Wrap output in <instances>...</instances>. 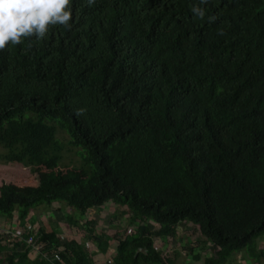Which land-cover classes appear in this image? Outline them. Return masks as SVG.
Segmentation results:
<instances>
[{"label":"trees","instance_id":"obj_1","mask_svg":"<svg viewBox=\"0 0 264 264\" xmlns=\"http://www.w3.org/2000/svg\"><path fill=\"white\" fill-rule=\"evenodd\" d=\"M71 11L70 28L0 51V220L22 228L19 241L0 232V264H180L154 241L181 226L212 250L191 247L194 264L238 253L264 264V0H71ZM68 150L78 164L62 163ZM55 202L80 218L119 206L113 216L141 229L96 262L114 236L91 235L88 253L72 217L65 242L25 229Z\"/></svg>","mask_w":264,"mask_h":264},{"label":"rangeland","instance_id":"obj_2","mask_svg":"<svg viewBox=\"0 0 264 264\" xmlns=\"http://www.w3.org/2000/svg\"><path fill=\"white\" fill-rule=\"evenodd\" d=\"M0 153H2L1 148ZM79 161L80 157L76 155L75 150H68L63 153V164L76 165ZM118 207L108 203L101 209L89 211L84 217L80 218L77 211H73L61 202H55L51 206H40L37 209L30 211L24 227L27 231L31 232V234L40 228H44L47 231L57 230L60 234L61 241L65 242L68 240V237L65 235L66 230H64L66 226V219L68 217H72V219L79 221L78 225L83 224L89 233L84 234L75 227L71 229L69 235L77 242L82 243L88 253L95 252L96 250L95 244L90 237L91 235L95 236L103 233L105 235L114 236V239H112L109 243V251L106 252L105 258L100 255H96L97 257L93 256V260L96 262H103L104 260L106 262V258L109 259L110 256L113 255V247L117 243L115 236L122 238L126 234L134 233L136 230L138 231L141 229L139 225L128 226L126 217L116 219L113 215L120 214L121 208ZM87 223L91 224L88 225ZM21 229L22 228L19 227L16 217H14L10 222L4 219L0 220V232L4 234L10 232V234L6 235H9L11 238H15L16 241H19L22 237ZM199 239L201 240L202 236L195 228L181 226L179 227L176 237L169 238L167 242L155 239L154 245L157 250L161 251H174L175 248H177L178 251L182 252V260L180 264H194L192 259L189 258L191 247L194 248V252H199L202 255H207V253L212 252L209 244L199 243ZM258 243L263 246L264 239H259ZM180 248L181 250H179ZM52 255L55 256L56 252ZM243 255L244 253L236 254L234 264H236V262H240L241 264H251L250 260L247 259L246 254L244 255L245 259L243 258Z\"/></svg>","mask_w":264,"mask_h":264},{"label":"clouds","instance_id":"obj_3","mask_svg":"<svg viewBox=\"0 0 264 264\" xmlns=\"http://www.w3.org/2000/svg\"><path fill=\"white\" fill-rule=\"evenodd\" d=\"M72 15L71 0H0V51L22 43L25 37L42 39L50 26L70 28Z\"/></svg>","mask_w":264,"mask_h":264},{"label":"crops","instance_id":"obj_4","mask_svg":"<svg viewBox=\"0 0 264 264\" xmlns=\"http://www.w3.org/2000/svg\"><path fill=\"white\" fill-rule=\"evenodd\" d=\"M107 251H109V249ZM38 253H39L38 248L36 247L29 253V255L34 258V257H36L34 255H37ZM95 257H97V256L95 255Z\"/></svg>","mask_w":264,"mask_h":264},{"label":"built area","instance_id":"obj_5","mask_svg":"<svg viewBox=\"0 0 264 264\" xmlns=\"http://www.w3.org/2000/svg\"><path fill=\"white\" fill-rule=\"evenodd\" d=\"M32 241H33V240H32V238H31V237L27 239V243H28V244H32ZM38 248L40 249V248H41V246H39ZM46 256H47V254H46ZM55 257H58V256H57V255H55Z\"/></svg>","mask_w":264,"mask_h":264}]
</instances>
